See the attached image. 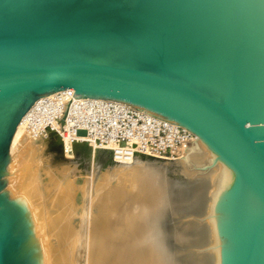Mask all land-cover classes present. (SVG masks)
I'll use <instances>...</instances> for the list:
<instances>
[{
    "label": "water",
    "instance_id": "95a60500",
    "mask_svg": "<svg viewBox=\"0 0 264 264\" xmlns=\"http://www.w3.org/2000/svg\"><path fill=\"white\" fill-rule=\"evenodd\" d=\"M66 89L123 102L201 139L234 173L220 264H264V0H0V264H37L4 177L24 116ZM49 140L62 154L61 136L50 131ZM140 157L159 168V227L174 252L176 231L200 212L207 182Z\"/></svg>",
    "mask_w": 264,
    "mask_h": 264
},
{
    "label": "bare ground",
    "instance_id": "6f19581e",
    "mask_svg": "<svg viewBox=\"0 0 264 264\" xmlns=\"http://www.w3.org/2000/svg\"><path fill=\"white\" fill-rule=\"evenodd\" d=\"M68 91L73 92L41 98ZM39 102L17 127L4 177L5 195L25 215L37 264H179L181 256L190 264L221 263L222 205L234 173L201 139L188 144L174 161L162 160L164 166L177 165L179 173L208 185L200 212L181 221L172 252L159 227L158 199H153L154 188L158 194L162 190L159 168L140 156L116 157L121 163L109 164L104 153L108 149L92 143L75 149L74 141L88 139L80 131L73 133L69 123L62 154H57L62 163L52 167L45 154L54 143L44 127L62 132V126L51 120V110L34 114Z\"/></svg>",
    "mask_w": 264,
    "mask_h": 264
},
{
    "label": "built area",
    "instance_id": "2783aa9c",
    "mask_svg": "<svg viewBox=\"0 0 264 264\" xmlns=\"http://www.w3.org/2000/svg\"><path fill=\"white\" fill-rule=\"evenodd\" d=\"M74 94L73 90L57 98H41L34 114L51 110V120H57L62 126V132L56 131L62 139L68 135L66 124L69 123L73 133L86 134L88 140L85 142L111 150L115 162L121 163L116 157L130 160L140 155L175 160L196 139L188 129L157 119L123 102L76 98ZM44 128L55 131L50 126Z\"/></svg>",
    "mask_w": 264,
    "mask_h": 264
},
{
    "label": "rangeland",
    "instance_id": "374dc122",
    "mask_svg": "<svg viewBox=\"0 0 264 264\" xmlns=\"http://www.w3.org/2000/svg\"><path fill=\"white\" fill-rule=\"evenodd\" d=\"M46 154H45V157H48V159H49V162L51 163V166L52 167H55V166H57L58 167V165H61V163H62V161H59L58 160V158L57 157H59L58 155V152H57V150H55V148L53 147L52 149H47L46 150ZM58 154V155H57ZM57 159V160H56ZM176 170V169H175ZM175 170H172V174H174V175H178L179 174V172H176ZM157 184L158 185H160V183L159 182H157ZM161 186V185H160ZM160 189V188H159ZM157 192H159V191H157V190H155V188H154V191H153V199L155 200V199H158V202L156 203L157 205H156V207L157 208H160L161 206H162V190H160V193L158 194ZM157 193V194H156ZM142 203L140 204V203H138L137 204V206H141L142 207Z\"/></svg>",
    "mask_w": 264,
    "mask_h": 264
}]
</instances>
